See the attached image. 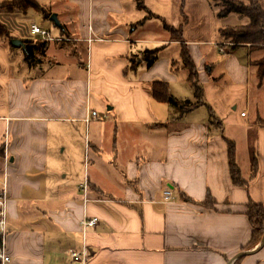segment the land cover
I'll list each match as a JSON object with an SVG mask.
<instances>
[{
	"label": "crops",
	"instance_id": "crops-1",
	"mask_svg": "<svg viewBox=\"0 0 264 264\" xmlns=\"http://www.w3.org/2000/svg\"><path fill=\"white\" fill-rule=\"evenodd\" d=\"M143 1L147 9L136 0H45L59 25L39 9L0 12L10 33L0 37V183L13 264H82L70 253L83 249L86 264H233L242 251L253 253L238 264H264V246L243 250L253 230L247 205L264 206V77L256 64L264 47L220 52L219 29L249 19L219 17L211 0L190 13L184 7L182 37L205 104L179 116L153 98L151 84L164 80L173 96L194 100L178 66L180 41L162 20L178 27L182 0L178 9V0ZM32 24L51 39L32 34ZM23 40L36 46L37 63L25 61ZM154 48L152 66L130 67L129 57ZM91 111L98 116L87 122ZM225 138L248 187L230 178ZM207 193L214 207L199 203ZM91 217L97 224L83 229Z\"/></svg>",
	"mask_w": 264,
	"mask_h": 264
},
{
	"label": "trees",
	"instance_id": "trees-1",
	"mask_svg": "<svg viewBox=\"0 0 264 264\" xmlns=\"http://www.w3.org/2000/svg\"><path fill=\"white\" fill-rule=\"evenodd\" d=\"M214 6H219L220 9L217 13L219 17L227 16L230 13H236L241 16L247 17L249 19L248 24L238 25V26H228L219 29V35L228 39L233 47H238L241 45L251 44L252 46H264V6L261 4L260 0H211ZM137 5L143 9H147L143 0H136ZM185 0H182L180 6V12L182 16V22L178 27H173L168 24L164 19L163 25L167 29L173 40L180 41V63L181 67L187 71V79L193 87L194 100L189 99H179L173 96L169 89L168 83L164 80H155L151 84L152 96L155 100L165 102L171 106L174 110H177V114L182 116L183 114L191 111L195 107L205 104L203 98V88L199 80V72L196 65L190 55L187 44L185 43L182 32L184 25L187 23V15L184 13ZM29 8H34L40 10L43 15L47 18L50 13L46 11L42 6L39 5L38 0H2L0 1V12H14L17 10L25 11ZM149 12V11H148ZM150 17V12L148 13ZM152 16V15H151ZM143 21V19L141 20ZM176 33V36H175ZM10 33L8 28L0 23V37H9ZM25 43V61L33 65L37 63V54L35 52L36 46L31 44L29 40H23ZM46 42L39 44V52L43 57L45 55ZM158 48L145 49L142 51L140 58L136 56L129 57L130 67L135 68L136 65L143 61L147 67L153 65L158 56ZM258 66L257 74L261 80L264 76V58L256 62ZM210 110V120L215 118V115ZM257 122L264 125V118H259ZM226 139L227 143V153L229 161V173L230 178L233 183L248 187V181L244 180L240 168L235 160V145L230 139ZM1 151V150H0ZM256 173V161L253 163L252 175ZM185 200H191L185 197ZM205 204L209 207H214L215 199L207 193L204 201L199 202ZM247 216L252 224L253 230L250 239L243 246V250H247L255 247L261 240L263 236V221H264V206L260 203L254 201H249L246 210ZM241 258L234 261L233 264H238Z\"/></svg>",
	"mask_w": 264,
	"mask_h": 264
},
{
	"label": "built area",
	"instance_id": "built-area-1",
	"mask_svg": "<svg viewBox=\"0 0 264 264\" xmlns=\"http://www.w3.org/2000/svg\"><path fill=\"white\" fill-rule=\"evenodd\" d=\"M31 33L37 36H40L42 39H51L49 31L41 28L40 26L36 24H32L31 26ZM216 46H218V43H215ZM219 47L220 52H224L223 47ZM241 115H245V112H242ZM98 116V113L96 111H91L89 114V117H86L87 122L92 118ZM86 184H84V190H86ZM7 196H8V190H7V182L6 180H2L0 183V264H13L11 260V256L8 252V246L6 242L7 237ZM163 198L164 200L168 201L173 198L172 190L169 188H165L163 191ZM98 220L96 217L91 218H84L81 221V227L83 229L88 227H94L97 224ZM70 256L73 260L78 261L82 264H86L87 261V255L85 252V249L82 251H71Z\"/></svg>",
	"mask_w": 264,
	"mask_h": 264
},
{
	"label": "rangeland",
	"instance_id": "rangeland-1",
	"mask_svg": "<svg viewBox=\"0 0 264 264\" xmlns=\"http://www.w3.org/2000/svg\"><path fill=\"white\" fill-rule=\"evenodd\" d=\"M45 1V0H44ZM44 1L43 0H38V3H39V5L40 6H42L44 9H47V7H44L45 5H44ZM180 0H178L176 3H175V5H174V7L176 6V8L178 9V7H179V4H180ZM209 2V0H185V8H187L188 9V11H189V13H190V10H191V8L192 9H197L198 8V5H199V8H205V5L207 4ZM211 3H213L212 1H210ZM216 3H219V0H217L216 1ZM217 8V10L219 11V9H220V7H216ZM32 9H34V8H31V10ZM168 9H171V11L172 12H170V11H168V13H170V18H169V21L170 20H173L172 18H171V15L173 14V6H171V7H168ZM35 10V9H34ZM48 18V17H47ZM168 18V17H167ZM209 21V20H208ZM171 22V21H170ZM38 23L39 24H43L44 26H45V24L42 22V20L41 19H39L38 20ZM212 23L214 24V18L212 19ZM47 25V24H46ZM52 31V34L53 35H55L56 33H55V30H51ZM175 36H176V33H175ZM220 37L222 38V39H224L222 42H217L218 43V46H220V47H223L224 48V50H225V46L226 45H228V46H230V41L228 40V39H225L224 37H222L221 35H220ZM250 46L251 47H253V48H260V46H258V45H255V46H252L251 44H250ZM261 47H264V46H261ZM264 58V57H263ZM262 58V59H263ZM178 66H179V68L181 67V64L179 63L178 64ZM186 72L185 71H182V72H178V73H176V76H178V75H184ZM264 77V76H263ZM178 78L180 79H178V83L182 86H184V87H186L185 85H186V81H184V80H182V77H180V76H178ZM185 79H186V77H185ZM175 113H178L177 112V110L175 109ZM243 170H245V163H243Z\"/></svg>",
	"mask_w": 264,
	"mask_h": 264
},
{
	"label": "water",
	"instance_id": "water-1",
	"mask_svg": "<svg viewBox=\"0 0 264 264\" xmlns=\"http://www.w3.org/2000/svg\"><path fill=\"white\" fill-rule=\"evenodd\" d=\"M49 19L52 20L55 24L59 25V21H58L57 16H56L55 13H52V14L50 15ZM12 42L15 43V44H20V45H22V46L24 45V44L22 43V41L17 40V39L12 40ZM256 246H257V247H256V250L264 246V221H263V236H262L260 242L258 243V245H256ZM251 253H253V251H242V252H239V253H237V255H235V256L231 259L230 262H232V261H234V260H236V259H238V258H241V257L247 256V255H250Z\"/></svg>",
	"mask_w": 264,
	"mask_h": 264
}]
</instances>
